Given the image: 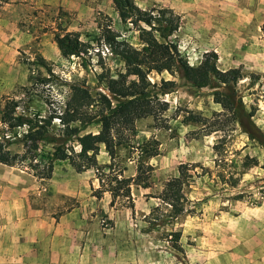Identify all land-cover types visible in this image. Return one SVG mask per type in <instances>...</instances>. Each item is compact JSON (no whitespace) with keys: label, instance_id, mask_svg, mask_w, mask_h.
Wrapping results in <instances>:
<instances>
[{"label":"rangeland","instance_id":"rangeland-1","mask_svg":"<svg viewBox=\"0 0 264 264\" xmlns=\"http://www.w3.org/2000/svg\"><path fill=\"white\" fill-rule=\"evenodd\" d=\"M102 1L103 10L80 12L72 21L61 20L58 13L50 24L42 9L30 10L18 21L0 20L6 33L0 35V111L6 98L29 99L31 107L45 112L49 103L53 108L64 100L68 84L85 82L92 94L103 87L97 81L102 68L119 69L121 63L101 39L102 31L109 27L134 46L139 41L135 28L119 19L113 2ZM179 12L183 18L172 40L183 58L196 66L203 53L213 50L221 70L238 68L243 106L264 134V0H204L197 9ZM65 33L77 34L92 48L80 56H62L54 38ZM38 76L50 79L32 83ZM148 77L175 83L160 96L168 110L158 121L137 120L128 143L114 157L100 144L94 165L78 171L61 162L48 172L49 178L40 177L44 166L0 163V254L6 258L8 249L32 237L31 229L42 227L51 232L38 236L42 242L59 228V242L75 244L79 254L85 253L87 261L75 264H264L262 257H251L264 248V147L248 139L237 123L203 134L202 122L191 121L222 113L214 102V87L194 89L177 73L151 72ZM217 118L227 120L225 115ZM98 130L93 123L84 132ZM219 142L216 155L213 146ZM143 146L157 147V154L146 158ZM9 149L21 147L12 144ZM246 160L257 163L246 166ZM139 162L150 166L148 177L145 184L130 185L129 198L113 200L108 191L97 196L99 178L104 187L106 176L134 178ZM180 166L187 168L181 177L183 210L175 216L161 193L168 180L180 177Z\"/></svg>","mask_w":264,"mask_h":264},{"label":"trees","instance_id":"trees-1","mask_svg":"<svg viewBox=\"0 0 264 264\" xmlns=\"http://www.w3.org/2000/svg\"><path fill=\"white\" fill-rule=\"evenodd\" d=\"M10 0H0L2 6ZM114 9L122 22H128L137 31L138 45L134 46L111 28H105L101 39L110 53L121 66L111 70L103 67L97 75L100 90L92 94L85 82L68 84L69 91L63 101L43 112L29 105V99L6 98L0 111V163L7 166H44L40 177L49 178L55 164L67 162L81 171L95 164L99 145L103 144L110 157L121 145L128 143L129 135L139 119L152 117L154 121L162 118L168 110V103L160 96L174 86L173 81L152 82L148 74L177 73L194 89L212 86L214 102L220 104L222 113L214 114L213 119L190 118L192 122L202 124L203 134L222 130L227 123H237L248 139L257 141L264 147V134L251 119L252 113L243 106L237 82L243 77L238 68L221 70L218 67V55L215 51L202 54L198 65H190L181 55L172 36L178 30L180 16L169 8L140 9L133 0H112ZM61 54L64 57L87 54L91 44L79 39L74 33L55 35ZM39 63L52 76V72L43 58ZM50 77L31 78L45 83ZM32 84L31 87H33ZM100 87V86H98ZM33 89V88H32ZM30 88L25 89L24 95ZM28 100V101H27ZM225 113V114H223ZM225 115L227 120H219ZM57 124H54V121ZM188 120V121H187ZM189 123V118H185ZM99 124L96 133L84 132L91 124ZM12 144L20 145L18 151H11ZM77 145V149L75 146ZM221 143L213 146L214 153H220ZM50 146V149L46 147ZM146 158L157 154V147L140 148ZM246 160L245 165H256V160ZM150 166L139 162L134 178H119L118 175L106 176L107 183L100 180L97 196L108 191L113 200L117 197H130V185L145 184ZM187 169L180 166L178 179L168 180L161 193L175 216L182 214L181 177ZM186 175V174H185Z\"/></svg>","mask_w":264,"mask_h":264},{"label":"crops","instance_id":"crops-1","mask_svg":"<svg viewBox=\"0 0 264 264\" xmlns=\"http://www.w3.org/2000/svg\"><path fill=\"white\" fill-rule=\"evenodd\" d=\"M133 1L143 10L151 6H157L156 8H169L177 13L181 20L183 16L179 11L197 9L199 5H202L204 0ZM107 2L112 4V0H107ZM102 6V0H10L2 6L0 10V20H2V22L6 20L18 21L27 15L30 10L42 9V11H40L42 16L51 20L50 24H54L58 18V13L61 14V20L67 18L72 21L79 18L80 12L88 13L103 10L101 8ZM7 11L9 13H7ZM4 30L5 29H2V31L0 30V35L6 36ZM51 47L54 49V53L57 54L58 49L55 44L52 43ZM43 57L47 58V55L44 53ZM48 231L49 230L42 227L31 229V232L28 233L31 234L32 237H28L25 243L21 245L18 244L8 249L6 258L3 253L0 254V264H75L78 261H82V263L87 261L85 253L79 254V248H77L75 244H64L55 238V235H58V232L62 231L59 228H55V232H53L54 237H50L47 243L42 242V238L38 236L44 232L47 235L48 233L51 235V232ZM251 257H262L264 261V248L261 255H252Z\"/></svg>","mask_w":264,"mask_h":264}]
</instances>
